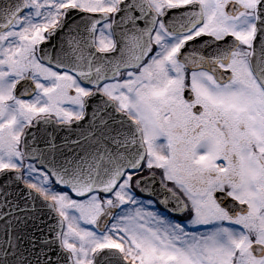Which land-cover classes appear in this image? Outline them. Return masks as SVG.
Listing matches in <instances>:
<instances>
[{
	"label": "snow or ice",
	"instance_id": "6c2138e0",
	"mask_svg": "<svg viewBox=\"0 0 264 264\" xmlns=\"http://www.w3.org/2000/svg\"><path fill=\"white\" fill-rule=\"evenodd\" d=\"M0 264H264V0H0Z\"/></svg>",
	"mask_w": 264,
	"mask_h": 264
}]
</instances>
